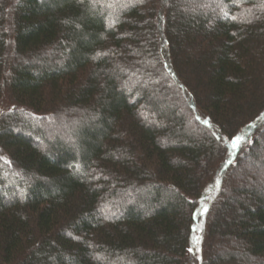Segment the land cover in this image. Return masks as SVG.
I'll list each match as a JSON object with an SVG mask.
<instances>
[{
  "label": "trees",
  "instance_id": "trees-1",
  "mask_svg": "<svg viewBox=\"0 0 264 264\" xmlns=\"http://www.w3.org/2000/svg\"><path fill=\"white\" fill-rule=\"evenodd\" d=\"M109 2L0 0V264H264V0Z\"/></svg>",
  "mask_w": 264,
  "mask_h": 264
},
{
  "label": "rangeland",
  "instance_id": "rangeland-1",
  "mask_svg": "<svg viewBox=\"0 0 264 264\" xmlns=\"http://www.w3.org/2000/svg\"><path fill=\"white\" fill-rule=\"evenodd\" d=\"M158 81H159L160 84H163L164 85V83H163V81H161V79H158ZM128 85L131 86L130 84H128ZM129 86L127 87V90L130 89ZM168 95H169V97H171L172 101H175V102H180V100H183L184 101V97L180 93L178 95L176 93H173L172 91L171 92L169 91L168 92ZM183 110H181V113L183 112ZM186 110H187L186 111V114L190 115L192 117V119H194L193 121H195L198 124V120L196 119L197 115L194 113V110H193V113L187 107H186ZM64 115H65V117H69V118H72V119H74V118H76L78 116L77 114L72 113L71 111H68V112L64 113ZM29 118H30V116H28L26 118L22 117V119H20V121H18V122L20 124H24V121H26V119L29 120ZM43 120L46 121V122L48 121V123H47L48 125L49 124H52V125L54 124L53 123V120H50L49 118L46 119L44 117ZM33 124L38 125V123L36 121H34ZM261 176H263V175L262 174L261 175H257V178L260 179ZM14 177H16V175ZM10 183H15L14 179H10ZM212 190L209 193H212ZM203 212H204V210L202 209L201 212L197 213V215L195 216L196 231L194 233V237H193L192 242H191V246H192L191 253H192V256H194V257L197 256L198 260H199V256H200V244H201V231H200V229H201V225H202L201 223L203 222V215H202ZM221 241H223V239H221Z\"/></svg>",
  "mask_w": 264,
  "mask_h": 264
},
{
  "label": "snow or ice",
  "instance_id": "snow-or-ice-1",
  "mask_svg": "<svg viewBox=\"0 0 264 264\" xmlns=\"http://www.w3.org/2000/svg\"><path fill=\"white\" fill-rule=\"evenodd\" d=\"M120 2V0H110V2L109 3H106L105 4V6L106 7H112L114 4H116V3H119ZM225 16H227V13H225L224 14ZM232 19H235V17H232ZM113 22H115V21H113ZM196 119H199V117H196ZM204 123L205 124H207L208 123V121H204ZM243 138L241 137V136H235L233 139H232V147L233 148H236V147H238L239 146V143L241 142V140H242ZM0 161H2V162H4V163H7V164H10L11 162L10 161H7L6 160V158H4V157H0ZM217 184H219V181H217ZM205 211H206V209H205ZM189 251H192V249L191 248H189L188 249Z\"/></svg>",
  "mask_w": 264,
  "mask_h": 264
}]
</instances>
